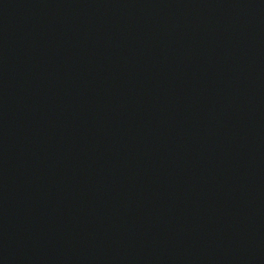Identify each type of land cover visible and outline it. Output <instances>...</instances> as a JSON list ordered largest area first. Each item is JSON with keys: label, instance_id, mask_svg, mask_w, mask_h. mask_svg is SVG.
Returning a JSON list of instances; mask_svg holds the SVG:
<instances>
[{"label": "water", "instance_id": "1", "mask_svg": "<svg viewBox=\"0 0 264 264\" xmlns=\"http://www.w3.org/2000/svg\"><path fill=\"white\" fill-rule=\"evenodd\" d=\"M0 264H264V0H0Z\"/></svg>", "mask_w": 264, "mask_h": 264}]
</instances>
